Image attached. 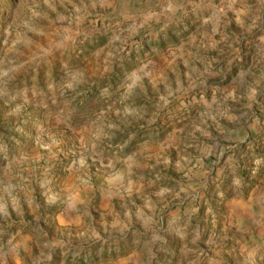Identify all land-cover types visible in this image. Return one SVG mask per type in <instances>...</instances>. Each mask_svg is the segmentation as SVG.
Masks as SVG:
<instances>
[{"label":"rangeland","instance_id":"obj_1","mask_svg":"<svg viewBox=\"0 0 264 264\" xmlns=\"http://www.w3.org/2000/svg\"><path fill=\"white\" fill-rule=\"evenodd\" d=\"M0 264H264V0H0Z\"/></svg>","mask_w":264,"mask_h":264}]
</instances>
